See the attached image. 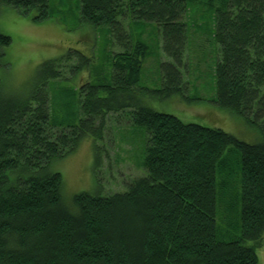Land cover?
I'll return each instance as SVG.
<instances>
[{
	"label": "trees",
	"instance_id": "trees-1",
	"mask_svg": "<svg viewBox=\"0 0 264 264\" xmlns=\"http://www.w3.org/2000/svg\"><path fill=\"white\" fill-rule=\"evenodd\" d=\"M6 6L34 11L36 21L50 16L48 0H0V9ZM186 8L187 0H79L81 23L108 28L112 47L120 50L111 53L109 81L79 85L75 119L50 110L48 84L60 76L63 61L76 59L75 70L88 63L76 48L41 62L24 97L7 94L0 82V264H258L255 247L264 233V0H220L214 7L215 103L255 125L257 142L184 122L143 101L142 95L184 94ZM131 22L157 25L169 57L160 62L159 88L136 86L148 45L132 39ZM10 42L0 32V66ZM124 110L127 121L147 133L145 173L122 191L78 192L70 208L62 201L61 174L49 170V162L90 133L97 166L96 139L103 138L106 116ZM228 147L240 156L239 211L238 222L229 219L221 231L216 173L227 165Z\"/></svg>",
	"mask_w": 264,
	"mask_h": 264
},
{
	"label": "rangeland",
	"instance_id": "rangeland-1",
	"mask_svg": "<svg viewBox=\"0 0 264 264\" xmlns=\"http://www.w3.org/2000/svg\"><path fill=\"white\" fill-rule=\"evenodd\" d=\"M187 0L184 16L186 22V49L184 52V94L158 97L142 95L143 101L153 109L178 116L184 122H195L219 127L247 142L261 140L259 129L245 117L215 103L214 67L218 57V45L214 39V7L220 0ZM50 16L33 20L31 15L13 7L0 9V32L10 36L4 64L0 66V82L7 94L24 97L35 83L37 66L47 59L66 54L69 47L86 56L88 63L80 70L72 64L73 57L61 64L60 76L49 82V108L56 116L75 119L80 111L78 87L84 82L109 81L111 77L112 47L108 28H93L79 20V0H48ZM132 39L148 45L136 86L159 88L161 86L160 62L169 59L162 51L160 33L154 22L126 24ZM76 62H73V61ZM65 116V117H64ZM127 111L109 113L103 138L96 139L101 162L94 164V137L85 134L77 147L48 164L49 170L61 174L62 201L74 208V194L86 191L108 194L125 190L129 181L145 173L147 133L143 126L127 121ZM239 153L228 147L223 154L227 164L222 173H216V221L222 230L227 229L231 218L239 211L240 177ZM230 173V175L227 174ZM230 210V211H229ZM238 222V218H237ZM232 228V226H231ZM234 232H238L233 229ZM253 245V241H247ZM258 264H264V233L262 244L255 247Z\"/></svg>",
	"mask_w": 264,
	"mask_h": 264
},
{
	"label": "crops",
	"instance_id": "crops-1",
	"mask_svg": "<svg viewBox=\"0 0 264 264\" xmlns=\"http://www.w3.org/2000/svg\"><path fill=\"white\" fill-rule=\"evenodd\" d=\"M112 45V44H111Z\"/></svg>",
	"mask_w": 264,
	"mask_h": 264
}]
</instances>
